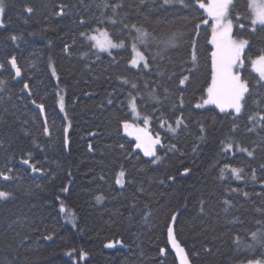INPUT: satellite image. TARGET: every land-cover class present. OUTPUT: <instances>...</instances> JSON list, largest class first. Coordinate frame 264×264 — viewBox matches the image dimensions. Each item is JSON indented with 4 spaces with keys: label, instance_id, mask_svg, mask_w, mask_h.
Here are the masks:
<instances>
[{
    "label": "trees",
    "instance_id": "1",
    "mask_svg": "<svg viewBox=\"0 0 264 264\" xmlns=\"http://www.w3.org/2000/svg\"><path fill=\"white\" fill-rule=\"evenodd\" d=\"M118 3L123 7L114 11L111 5ZM5 4L0 171L12 169L7 173L12 179L0 178V191L12 196L0 200V264H179L167 235L170 223L191 264L264 260V104L250 98L240 114L229 111L231 115L214 106L195 107L211 80L213 50L211 21L198 0ZM62 5L67 7L58 15ZM247 5L248 0H235L230 18L233 36L250 40L245 56L254 58L264 51V30L257 26L251 33ZM28 6L35 11L28 13ZM96 28H105L124 46L96 52L81 35ZM137 28L148 35L134 39ZM11 35L18 39L13 42ZM133 43L149 68L130 65ZM11 56L21 68L19 80L7 64ZM240 71L255 78L253 83L258 79L247 59ZM185 75L190 79L181 86ZM133 98L138 115L129 106ZM31 101L44 105L45 122ZM178 117L187 127L181 125L176 134L168 129ZM123 121L160 137V161L152 163L154 157L135 150V138L123 130ZM170 145L177 150H169ZM24 159L40 174L31 175L32 168L20 165ZM232 168L242 169L240 179ZM121 171L122 185L116 183Z\"/></svg>",
    "mask_w": 264,
    "mask_h": 264
},
{
    "label": "snow or ice",
    "instance_id": "2",
    "mask_svg": "<svg viewBox=\"0 0 264 264\" xmlns=\"http://www.w3.org/2000/svg\"><path fill=\"white\" fill-rule=\"evenodd\" d=\"M183 2V0H181ZM164 3H169V0H164ZM199 8L204 9L209 17L212 20V35L209 43L213 46V50L211 52V80L208 83L206 89H204L205 96L203 98L202 103H197L195 105L196 108L204 107L205 105H215L216 108L220 110L222 113H227L231 115L232 113L228 110H232V112L236 114H240L244 109L248 99L252 98L254 104H264V92L261 90L264 89V51L260 54L256 55L254 58H248L245 56L246 47L250 46L249 39H236L233 36V20L230 18L231 10L235 7V0H207V3L204 0H198ZM109 5H105L108 7ZM67 7V5L61 6V12L57 13L58 15H63V8ZM113 10H117L120 7H123L122 4H114L111 5ZM248 19L250 21V31L251 33L257 32V26H259L260 30H264V0H248ZM6 4L5 0H0V13L5 11ZM25 10L28 13H33L35 9L33 7H26ZM237 19H243V17H238ZM207 23L208 21H203ZM81 24L85 23L84 20L80 21ZM113 24L116 22L113 20ZM0 27H3V24L0 23ZM127 27V25H125ZM199 29V24L195 26ZM239 27L241 29L245 28V24L240 23ZM97 32L96 35H88L87 39L93 41L92 47L98 49L99 51H108L112 48H120L124 46V42L114 43L112 38L109 36V33L103 29L94 30ZM138 33H140V37L147 36L148 33L142 32L139 28L136 29ZM82 36L85 33H81ZM140 37H135L134 39H140ZM13 42L18 39L17 36L11 35L9 37ZM143 43V40H141ZM67 46L65 47V51H67ZM133 57L130 60V64L133 67H136L138 64L143 62V67L145 69L149 68V64L146 62L145 55L137 50L135 44L132 45ZM246 59L251 65L252 71L255 72L258 76L256 82L253 83L252 79L255 78H245L240 69L245 67ZM198 62V54L196 50V40L193 39L192 42V50H191V63L195 66ZM7 64L11 65V68L15 70V76H21V68L17 64V60L15 56H11L7 60ZM51 67V65H50ZM0 69H5V64L0 63ZM194 71V68L189 69V72ZM56 75L55 70L53 69V76ZM190 79L189 75L183 76L179 80V84L181 86L185 85V82ZM3 80H0V84H4ZM124 83H128L127 80H124ZM133 88H136L137 85L133 84ZM29 84L27 82L24 83V89H28ZM167 91V89H165ZM111 102V101H109ZM35 103V101H33ZM159 103V100H157ZM183 103L181 98V104ZM130 108L133 114L138 115L137 104L135 99L133 98L130 102ZM38 108H40L41 113L44 112V105L38 104ZM60 110L64 111V103L63 98L60 100ZM251 120L252 117L250 116ZM261 120H264V116L260 117ZM123 128L128 133V135H134L136 139V148H139L143 151L144 156L154 157L152 163H156L161 160V157L156 153V146L161 144L160 137L157 135L155 138L148 132L147 128H139L134 127L129 124L127 121H123ZM145 125L148 124V117L144 118ZM163 124V121L161 122ZM184 125V121L181 118L176 119V126L172 127L169 125V131L178 134L177 129ZM186 128L187 125H184ZM131 129V131H130ZM252 129H249L251 131ZM45 135H49V128L47 124H45L43 129ZM204 129L201 127V132ZM65 138H64V147L67 149L69 147V140L67 136L68 128H64ZM3 146V142L0 141V147ZM91 148V146H89ZM227 147L230 149L233 145L229 144ZM169 150H177L175 145H170ZM195 150V149H194ZM240 151H246L248 156H254L253 151H248L246 148H240ZM24 164H29V160L24 159L22 161ZM261 168L264 169V164L261 165ZM12 169H8L7 172L0 171V178L7 181L12 179L8 172H11ZM33 172L39 171L36 167L32 168ZM189 169H185L184 172L187 173ZM232 174L236 177V179H240V173L242 169L232 168ZM125 173L121 171L118 174V178L116 183L123 184V181L119 177H123ZM169 179H173V177H169ZM253 179H255V175H253ZM163 183V181H161ZM67 191V189H63ZM247 195V193H245ZM12 196V193L9 191H0V200H7ZM99 200L100 198L97 197ZM228 201H225V204H228ZM227 210V209H226ZM61 211H64V208H61ZM177 219L176 214L172 215V221ZM167 235L169 242L173 249H175L178 258L179 264H191V260L189 255L186 253L185 249L181 247L178 241L175 238L173 224H168L167 226ZM253 239L256 238V233H253ZM46 239H50L51 237H45ZM109 247L111 245H108ZM206 251L208 249H205ZM160 254H165V249H160ZM193 255H198V253H193ZM84 253H81V258H83ZM248 264H254L253 261H249ZM255 264H261V261H255Z\"/></svg>",
    "mask_w": 264,
    "mask_h": 264
},
{
    "label": "rangeland",
    "instance_id": "3",
    "mask_svg": "<svg viewBox=\"0 0 264 264\" xmlns=\"http://www.w3.org/2000/svg\"><path fill=\"white\" fill-rule=\"evenodd\" d=\"M178 1H181V0H178ZM169 2H172V0H169ZM205 3H207V0L206 1H204ZM206 13V12H205ZM206 15H207V13H206ZM207 18L211 21V29H212V20H211V17H209L208 15H207ZM0 23H2V13H0ZM97 29H103V30H105V31H107L105 28H96V29H94V30H97ZM91 31L90 33H88V34H85L84 35V37L87 39V36L88 35H96L97 34V32L96 31ZM108 32V31H107ZM136 35H137V37H139L140 36V33H138V32H136ZM234 38H236V39H240V38H237V37H235L234 36ZM90 43H91V45H92V43H93V41H91V40H89V39H87ZM114 43H120V42H115V41H113ZM133 44H135L136 45V47H137V50L138 51H140L139 50V47H138V44L137 43H133ZM132 44V45H133ZM93 49H95L96 50V52H110V50L111 49H109L108 51H99L98 49H96V48H93ZM113 49V48H112ZM133 53V52H132ZM132 57H133V54H132ZM141 63H143V62H141ZM131 65V64H130ZM132 66V65H131ZM138 66V65H137ZM252 69V68H251ZM255 73V72H254ZM205 96V95H204ZM204 96L197 102V103H202L203 102V98H204ZM196 103V104H197ZM205 106H214L215 107V105H205ZM204 106V107H205ZM218 109V108H217ZM219 110V109H218ZM220 111V110H219ZM228 111H232V110H228ZM134 126V125H133ZM134 127H142V126H134ZM143 128H145V127H143ZM63 213H67L66 211H64ZM64 219L66 220V221H68L70 224H72L71 222H70V220H69V218L68 217H66V216H64ZM255 261H261V264H264V260H254L253 262H254V264H255ZM248 262L249 261H247V262H244L243 264H248Z\"/></svg>",
    "mask_w": 264,
    "mask_h": 264
},
{
    "label": "water",
    "instance_id": "4",
    "mask_svg": "<svg viewBox=\"0 0 264 264\" xmlns=\"http://www.w3.org/2000/svg\"><path fill=\"white\" fill-rule=\"evenodd\" d=\"M9 66H10V69L12 70V73L14 74V79H15V80H19V79L21 78V76H20V77H16V76H15V70L11 68V65H10V64H9ZM24 91H25L26 93H28V90H27V89H24ZM31 104H32V106H33L35 109H37V110L40 112V115H41V117H42V120H43V122H45L44 112H43V114L41 113L40 108L37 107L38 104H35V103H33L32 101H31ZM139 128H143V127H139ZM123 130H125V129L123 128ZM148 132L153 136V134H152L150 131H148ZM153 138H155V137L153 136ZM135 145H136V141H135ZM135 145H134L135 150H141V149H139V148H136ZM19 164H20V165H23V166H25V167H27V168H32L29 164H24V163H22V161H20ZM35 173L40 174V171L33 172L32 169H31V175H33V174H35Z\"/></svg>",
    "mask_w": 264,
    "mask_h": 264
}]
</instances>
